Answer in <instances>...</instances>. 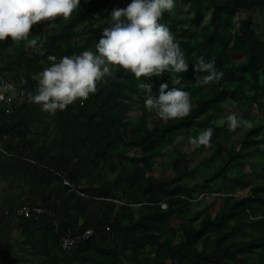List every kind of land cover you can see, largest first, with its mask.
<instances>
[{"label":"trees","instance_id":"trees-1","mask_svg":"<svg viewBox=\"0 0 264 264\" xmlns=\"http://www.w3.org/2000/svg\"><path fill=\"white\" fill-rule=\"evenodd\" d=\"M182 1L193 12L192 23L198 22L204 11L210 14V29L198 47H182L187 61L191 64L199 56L209 58L212 54L215 60H220L229 51L240 52L244 61L225 66L223 72L240 80L247 76L254 94L249 95L241 86L214 88L211 94L200 93L196 106L185 117L153 121L152 127L143 120L136 126L131 124L128 111L132 103L128 102L125 90L131 88L142 110L146 93L139 88V80L133 73L116 71L114 76L102 79L105 82L97 85V91L85 103L77 100L53 115L28 98L36 90V79L9 74L8 67L0 68V73L20 83L26 92L24 98L10 105L0 102V142L8 138L6 149H0V161L6 158L7 166L3 165L12 172L19 174L25 169L30 174L27 193L33 202L21 207H40L47 212L15 217L20 206H11L1 212V218L18 223L25 234L24 244L29 246L37 264H250V255L245 250L264 248V180L250 187L248 194L229 197L222 212L214 217L196 212L177 228L169 226V221L183 217L184 208L197 196L183 183L191 175L186 168L177 169L171 178L153 176L155 157L172 143L176 132L212 127L208 113L220 101L238 102L248 97L257 100L260 93L264 94V39L253 28L250 12L256 7L264 11V0ZM88 4L87 11L69 23V27L86 23V43L77 49L60 50L51 40L45 41L42 53H37L46 60L41 68L50 66L47 55H78L80 50L99 41L103 33L98 37L93 29L88 30V25L94 15H102L109 0H88ZM234 11L244 17L239 19L230 38L223 27ZM9 37L0 41V52L6 49ZM124 75L129 78L127 81ZM179 75L180 83H176L175 75L169 87L206 86L196 83L200 77L191 67ZM158 90L159 87L153 88V94L158 95ZM195 90L192 92H200ZM204 114L207 119L200 118ZM44 118L55 123L51 138L32 131V127L45 123ZM125 126H131V137L124 135ZM136 145L140 155L129 157L127 153ZM238 154L233 152L230 160ZM58 173L81 186L83 195L63 186ZM230 181L234 186L239 183L236 177ZM246 227L260 228L261 237L250 241L238 238ZM88 228L95 230L94 236L69 250L61 247L62 237ZM31 230L38 234H30ZM0 264H18V260L0 249Z\"/></svg>","mask_w":264,"mask_h":264},{"label":"rangeland","instance_id":"rangeland-1","mask_svg":"<svg viewBox=\"0 0 264 264\" xmlns=\"http://www.w3.org/2000/svg\"><path fill=\"white\" fill-rule=\"evenodd\" d=\"M129 2L130 0H109V4L102 12V15H94V20L88 25V30L93 29L97 36L101 35L103 29L109 25L111 11L117 7H125ZM88 5V0H81L80 6L73 11L70 18L56 17L51 21H41L33 25L30 29V34L38 37L36 46L27 45L25 41L14 43L10 36L6 49L0 52V68L8 67L10 69L8 72L12 75L33 77L34 73L43 71L41 67H43L46 60H43V57H39L37 53L44 49L45 41L51 40L55 45L60 46V50L70 47L76 49L80 46L82 47L88 38L84 27L86 23L80 22L75 27H69V23H71L73 17L86 12ZM250 12L254 22L253 28L259 37L264 39V11L256 7ZM192 15L193 12L190 6L182 0H177L173 10L165 12L161 18V22L166 23L170 30L173 31L181 48L186 45L198 47L206 30L210 29V14L208 10L202 13L198 22L192 23L190 21ZM242 17H244L243 13L234 11L229 20L225 22L223 28L228 37L232 38L239 19ZM85 22H87V19ZM96 43L92 47L85 49L95 51ZM85 49L80 50V53ZM48 57L49 55H47V61L51 64L52 62L49 61ZM57 57L59 58V56ZM221 57L220 60H215L212 54L206 59L214 60L217 69L223 71L225 66L239 64L245 58L242 53L236 51H229ZM192 63L195 62L193 61ZM120 69L124 73H131L122 67L118 70ZM191 70L194 71L192 67ZM175 75L177 74L166 71L159 76L153 75L151 77H141L140 79H150L153 83V88H157L163 81H168L169 83ZM124 79L127 81L129 78H125L124 75ZM102 82L105 81L101 80L97 82V85ZM239 86L249 95L255 93V89L247 76H243L240 80L233 74L224 75L218 82H212L206 86L201 87L189 84L188 87L184 86V89L190 92L193 101L192 108H194L200 93L206 95L211 94L214 88L218 90L221 88L234 89ZM130 89V87H127L125 93L128 95V102L132 103V108L128 111L132 125H141L143 120L148 127H152L153 121L160 120L165 122L158 117L155 111L147 109L146 106L142 110L139 107V98ZM193 89H200V92L193 93ZM230 112H236L241 117L252 120L253 126L250 128H238L235 131L230 130L226 120L224 123H220ZM208 115L212 121L210 123L215 129L210 146L193 144L190 138L198 135L202 129L188 128L176 132L172 143L163 148L161 155L155 157V164L152 168L153 176L165 179L171 178L177 173V169L186 168L191 175L186 177L183 183L186 187L193 189L197 196L196 199L189 201V204L184 208L182 218L169 221V226L171 227L177 228L181 223L185 222L187 217L196 212L204 216L209 215L210 217L218 215L224 209L225 202L229 197L235 198L248 194L250 187L264 180V94L260 93L257 96V100L250 97L243 98L238 102L224 99L220 101L218 107H211ZM206 117L207 114L200 116L203 119H207ZM44 119L45 123L32 128V131L37 134L46 133L45 136L51 138L53 136H49V134H52L56 128L55 123L47 118ZM123 132L127 138L131 137V126H125ZM1 147L2 144L0 142V149ZM140 151V148L136 145L130 149L127 155L129 157H138ZM233 152L239 154L233 156V159L230 160ZM233 177L239 179V183L235 186L230 181ZM12 186V184H9L7 188L11 189ZM165 207V204L162 205L163 209ZM237 237L247 241L260 238L261 229L246 227ZM261 248L255 251L245 250L250 255V264L264 263V254L262 252L264 248L260 250ZM30 255V251L29 253H23L20 257L21 261H24L25 264H37L36 260L34 262L28 261V259H33Z\"/></svg>","mask_w":264,"mask_h":264},{"label":"clouds","instance_id":"clouds-1","mask_svg":"<svg viewBox=\"0 0 264 264\" xmlns=\"http://www.w3.org/2000/svg\"><path fill=\"white\" fill-rule=\"evenodd\" d=\"M177 0H130L125 7L114 8L109 26L105 27L95 51L85 49L81 54L57 57L49 55L52 63L43 71L34 73L38 81L36 90L29 93L30 102L44 112L55 114L79 100L85 103L97 91V82L114 76L119 68L130 71L139 80V88L146 93L145 106L155 111L164 121L185 117L192 110L189 91L169 87L168 81L159 85L158 95L153 94L151 80L140 79L161 75L166 71L177 74L192 67L200 77L196 83L205 85L218 82L224 72L217 69L215 61L204 56L190 64L173 31L161 22L165 12H170ZM81 0H0V41L9 36L15 42L25 41L36 46L38 37L30 34L33 25L51 21L56 17L68 19L80 6ZM2 96V92H0ZM227 121L230 130L252 127L253 121L230 112L220 123ZM215 129L209 127L192 136L195 145L210 146Z\"/></svg>","mask_w":264,"mask_h":264},{"label":"crops","instance_id":"crops-1","mask_svg":"<svg viewBox=\"0 0 264 264\" xmlns=\"http://www.w3.org/2000/svg\"><path fill=\"white\" fill-rule=\"evenodd\" d=\"M54 134L55 129L52 134H49V136H53ZM7 139L8 138L6 137L1 142L2 150L6 149L5 144ZM4 159L3 162L0 161V249L6 251L7 254L11 255L13 258H16L18 264H25V262L20 259L23 253H29L30 251L29 246L24 244L25 234H22L21 229L18 228V223L15 220L2 219L1 212L11 206L21 207L23 204H31L33 202V198L27 193V184L31 181V177L25 169V172L22 171L19 174L16 171L12 172L9 169V166L7 167L8 169H6L3 163L7 166L8 160L6 158ZM30 162L33 163L32 161ZM9 184L13 185L11 189L7 188V185ZM29 233L34 236L38 234V232L34 230H31ZM28 261L34 262L35 259H28Z\"/></svg>","mask_w":264,"mask_h":264},{"label":"built area","instance_id":"built-area-1","mask_svg":"<svg viewBox=\"0 0 264 264\" xmlns=\"http://www.w3.org/2000/svg\"><path fill=\"white\" fill-rule=\"evenodd\" d=\"M42 51L40 52V54ZM0 92H2V96H0V102L4 105H10L16 100H21L25 97L26 92L21 87L20 83L14 82L10 80L7 76L0 73ZM58 175L62 178L63 186L67 187L69 191H73L77 193V195H83L80 192L81 186L75 185L72 181L63 177L62 173H58ZM164 205V204H162ZM43 213H47L45 209L40 207H27L23 206L15 210V217H29L32 214L41 215ZM50 214V213H49ZM95 230L93 228H88L81 233L75 235H66L61 238L60 245L63 249L69 250L76 245L88 240L92 236H94Z\"/></svg>","mask_w":264,"mask_h":264}]
</instances>
